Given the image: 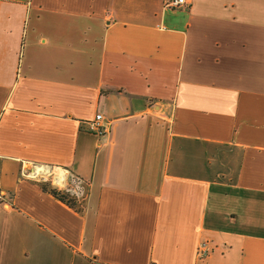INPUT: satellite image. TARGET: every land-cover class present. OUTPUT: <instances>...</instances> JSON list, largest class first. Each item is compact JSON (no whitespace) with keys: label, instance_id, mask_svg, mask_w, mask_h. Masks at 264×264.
Returning a JSON list of instances; mask_svg holds the SVG:
<instances>
[{"label":"crops","instance_id":"1","mask_svg":"<svg viewBox=\"0 0 264 264\" xmlns=\"http://www.w3.org/2000/svg\"><path fill=\"white\" fill-rule=\"evenodd\" d=\"M186 1L0 0V264H264V0Z\"/></svg>","mask_w":264,"mask_h":264},{"label":"built area","instance_id":"2","mask_svg":"<svg viewBox=\"0 0 264 264\" xmlns=\"http://www.w3.org/2000/svg\"><path fill=\"white\" fill-rule=\"evenodd\" d=\"M186 4H187L186 0H165L164 8L171 10H178L184 7ZM88 130L97 135H101L106 131L105 127L102 125V116L100 114H96L93 120L88 123ZM64 176L59 177L60 178L59 185L63 184L64 191L68 195H70L73 199H75L76 201H82L85 190L84 182L74 176H70L67 182ZM1 199L2 196L0 195V200ZM202 252L203 251L200 250V253Z\"/></svg>","mask_w":264,"mask_h":264},{"label":"bare ground","instance_id":"3","mask_svg":"<svg viewBox=\"0 0 264 264\" xmlns=\"http://www.w3.org/2000/svg\"><path fill=\"white\" fill-rule=\"evenodd\" d=\"M46 169V168H45ZM60 173H58V174H60L59 176H64V173L62 172V171H59ZM45 173H47V172H44L41 168H39V167H36V168H33V170H32V174H30V176H38V175H41V174H45ZM34 174V175H33ZM57 174V175H58ZM51 176V175H50ZM59 176H57V177H55L54 178V180H55V183L56 184H59L60 183V178H59ZM63 185V184H62Z\"/></svg>","mask_w":264,"mask_h":264},{"label":"trees","instance_id":"4","mask_svg":"<svg viewBox=\"0 0 264 264\" xmlns=\"http://www.w3.org/2000/svg\"><path fill=\"white\" fill-rule=\"evenodd\" d=\"M50 193L56 197L57 199H59L61 202L67 203L68 205H70V200L67 199V197L65 195L60 194L58 191L51 189Z\"/></svg>","mask_w":264,"mask_h":264},{"label":"rangeland","instance_id":"5","mask_svg":"<svg viewBox=\"0 0 264 264\" xmlns=\"http://www.w3.org/2000/svg\"><path fill=\"white\" fill-rule=\"evenodd\" d=\"M44 172H45V170H43ZM36 178H38V177H36ZM48 178V177H47ZM56 191H58V190H61V189H58L57 187H56V189H55ZM68 196V195H67ZM69 197V196H68Z\"/></svg>","mask_w":264,"mask_h":264}]
</instances>
